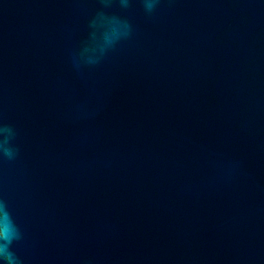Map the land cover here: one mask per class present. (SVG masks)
I'll use <instances>...</instances> for the list:
<instances>
[{"label": "water", "instance_id": "obj_1", "mask_svg": "<svg viewBox=\"0 0 264 264\" xmlns=\"http://www.w3.org/2000/svg\"><path fill=\"white\" fill-rule=\"evenodd\" d=\"M0 204L16 264H264V0H0Z\"/></svg>", "mask_w": 264, "mask_h": 264}, {"label": "clouds", "instance_id": "obj_2", "mask_svg": "<svg viewBox=\"0 0 264 264\" xmlns=\"http://www.w3.org/2000/svg\"><path fill=\"white\" fill-rule=\"evenodd\" d=\"M0 215L3 216L4 221L8 225L0 231V259H2L5 264H16V257L10 250V246L13 240L19 238V232L12 220L10 212L3 204H0Z\"/></svg>", "mask_w": 264, "mask_h": 264}]
</instances>
